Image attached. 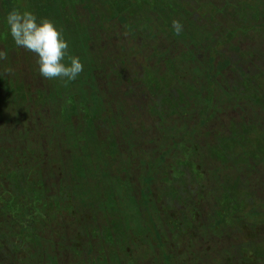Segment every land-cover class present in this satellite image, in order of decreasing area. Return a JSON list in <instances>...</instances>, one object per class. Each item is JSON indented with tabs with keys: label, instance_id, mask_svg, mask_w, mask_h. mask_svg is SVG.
<instances>
[{
	"label": "crops",
	"instance_id": "1",
	"mask_svg": "<svg viewBox=\"0 0 264 264\" xmlns=\"http://www.w3.org/2000/svg\"><path fill=\"white\" fill-rule=\"evenodd\" d=\"M24 1L29 3V0ZM24 1L0 0V6L4 9L0 18V32H3L2 24L6 25L5 15L9 11L21 9L20 6L27 9L26 5H21ZM168 1L159 3L160 7L156 9L157 0H151L150 5L157 14L150 18L159 19L165 27V33L169 26L175 33L173 21L178 20L171 17V13L167 14L165 8ZM104 4L103 0H91L90 3L84 0L82 4H73L67 18L72 16L70 26L57 24L60 20L46 12L42 15V18L51 20L63 30L69 43V54L80 57L84 65V71L75 81L62 80L64 86H61V90L57 88V79L39 77V71L32 70L31 74L38 80L41 78L44 89H50L51 86L57 91V96L44 99L50 101L49 104H62L65 103L63 100H70L66 104L86 107L84 111L75 110L70 116L71 123H68L70 139L78 136L81 139L86 137L83 133H89L87 141H73L72 144L78 143L75 146L85 143L93 153L99 148L105 150L107 146L117 150L125 146L128 152L130 145L134 147V152L138 153L140 148L144 153L142 165L137 166V170L148 171L153 167L155 170L165 169L168 174L163 176L173 186L172 195H183L194 203L193 206L189 205L194 210L190 222L185 213L187 208L182 210L175 203L163 205L162 201L159 207L166 211L169 226L174 222L182 226L180 232L189 235L195 231L205 240L190 241L189 250L202 245L212 250L211 241L207 240L208 224L215 227L216 232L223 221V226L232 224L244 229V233L240 234L241 238L237 241L235 237L239 234L229 242L225 241L224 246L221 235H217L219 239L213 245L218 248L214 250L217 251L215 256L220 264H264V238L258 236L260 230L264 231V152L261 148L264 147V72L260 77L257 76L264 68V19L260 20L259 11L252 7L243 32L235 34L231 40L225 38L220 41L217 37L210 38L206 33L194 30L197 40L192 43L185 37V30L188 29V24H185L180 34H176L179 38L173 40V51L166 38L160 39L155 45L159 46L156 50L162 56L154 51V47H150L152 57L149 56L148 45L145 46L142 41L143 36L153 41V36L147 32L150 29L142 33L140 27L143 18H111L108 3ZM57 9L62 14V9ZM235 23L238 24L237 18ZM208 45L214 50L215 47L216 50H222L226 58L230 59V67L226 71L229 65L218 70L223 58H216L215 79L218 86L206 82L209 80L205 73L210 56L205 51ZM129 49L138 51L137 57L141 60L129 59L124 54ZM226 50L233 56L226 54ZM28 55L38 58L29 51ZM189 56L197 60L193 68L186 65ZM205 56L207 59L203 65L202 57ZM41 83L34 80L33 86H29L39 92ZM68 87L73 92L71 99L65 97ZM82 89L87 91L85 97H81L79 92ZM208 90L210 93H207ZM136 101L143 103L139 110L134 108L136 113L123 106L128 103L133 105ZM81 130L83 133H80ZM228 140L236 141L237 148L224 149L225 141ZM253 144L261 146L259 153L240 151ZM221 147L224 154L217 155L215 152ZM159 158L163 159L162 163H159ZM136 161H132L134 168ZM233 162L238 163L240 170L246 171L249 176L241 174L236 178ZM252 162L262 167L250 173L248 167ZM177 170L183 171L184 178L174 177ZM159 176L155 175L156 181ZM142 177H136L135 170L130 183L143 185L148 177ZM254 179L260 180L256 182ZM141 194L142 191H139V197ZM152 198L157 201L155 195ZM176 211L180 215H175ZM176 228L172 231L175 232ZM228 250H234L236 257L233 258L234 254Z\"/></svg>",
	"mask_w": 264,
	"mask_h": 264
},
{
	"label": "trees",
	"instance_id": "2",
	"mask_svg": "<svg viewBox=\"0 0 264 264\" xmlns=\"http://www.w3.org/2000/svg\"><path fill=\"white\" fill-rule=\"evenodd\" d=\"M81 1L84 2V0H54V6L58 5L56 8L60 7L62 14L55 8V14L51 16L60 20L57 24L70 26L69 20L72 16L67 19L68 12L73 9V4H80ZM85 1L90 3L91 0ZM103 1L104 5L108 3L109 12L113 17L123 16L126 20L129 17H140L134 8L136 0ZM147 1L151 2V0ZM166 1L168 0H157L160 4ZM68 3L72 6H67ZM167 3L165 8L168 10L167 14L171 13L170 16L177 19L182 27L188 24V28L191 27L200 33L202 31L210 38L217 37L220 41L225 38L231 40L235 34L243 32L252 7L259 11L260 20L264 19V0H252L250 3L249 0H180L176 2L170 0ZM45 10L48 13V7H45ZM236 18L238 24L235 23ZM2 42L3 40L0 43ZM206 48V53L214 55L215 59L218 56L223 58V61L218 64V70H223L230 65V59L226 58L222 50H216V47L214 50L211 45ZM14 49L20 48L15 46L13 40L8 41L7 47L3 43L0 45V51L6 52V58L0 59V216L3 217V220H0V264H76L83 250L87 256L94 255L92 249L94 237L102 240L103 244L110 243V246L117 247L118 250H127L128 247L126 248L125 245L137 240L133 234L134 226L139 225L136 216L143 217L144 213L147 214L153 219L150 221L152 226L161 220L158 214V218L154 219L153 212L164 198L172 195V192L166 194L163 190V196H157L149 184L150 180L152 185L157 183L155 175L161 174L160 172L164 175L168 173L165 170H159L152 178L149 171L154 169L153 167L147 171L149 180L147 178L143 185L134 186L130 183V175L126 170H133V168H126L127 164L120 166L110 162L101 152L91 153L85 145L84 151L94 156L96 154V164L102 165L98 176L108 179V189L115 184L117 191L100 200L86 198L87 202L82 201L78 196V201L84 204L80 202V207L73 206L70 203L71 197L67 198L65 191L69 185L75 184L72 176L74 170L70 169L66 156L71 149L68 147L70 137L69 133H57V130H68L71 114L75 110H86V107L66 103L49 104L50 101L44 98L57 96V91L53 90L49 84L47 85L50 89H41L37 96H33L35 90L26 84L25 79L24 82L22 81L24 73L31 64L30 58L27 59L26 54H11ZM23 50L26 52L25 49ZM37 60L38 58L34 60V70L38 72ZM67 89L65 97L71 99L73 92L69 90V87ZM65 97L61 96L62 99ZM33 98L37 99V103L31 101ZM43 106L47 109L50 107L57 112V115L64 111L61 124H47L43 119ZM38 112L42 114L41 119L35 115ZM29 121H31L30 125ZM52 126L54 131H48ZM83 135L88 137L89 133H83ZM71 145L75 146L72 143ZM128 146L130 151L123 156L131 157L129 160L132 163L136 160L132 158L135 156L134 147ZM141 155H144L142 151ZM57 159L62 162V168L57 165L55 170ZM102 162L106 163V166ZM89 163L94 167L93 161ZM131 163L130 165L133 166ZM77 164L80 167L76 168L77 174H75L85 179L84 172L89 166L88 162L83 159ZM140 170L142 169L137 170V176L140 174L145 179V175ZM114 178L117 183L114 182ZM55 180L59 181L57 186L56 182H51ZM126 186L130 187V191H135L136 195H130L127 192L121 195ZM168 186L173 187L169 184ZM139 191H142L140 197ZM153 195L157 197V201L152 198ZM95 202H99L101 207L95 208ZM93 209L99 210L96 215ZM99 218L104 219V224L98 223ZM142 224L148 227L145 223ZM130 235H133V239L130 238L128 242L127 238ZM102 243L100 246H104ZM94 257L98 259L100 256ZM178 264L182 263L178 262Z\"/></svg>",
	"mask_w": 264,
	"mask_h": 264
},
{
	"label": "rangeland",
	"instance_id": "3",
	"mask_svg": "<svg viewBox=\"0 0 264 264\" xmlns=\"http://www.w3.org/2000/svg\"><path fill=\"white\" fill-rule=\"evenodd\" d=\"M24 1V0H23ZM39 2H37L36 0H29V3L26 4V2L24 1V3H21V5H26L27 6V9L25 10H30L32 12H34L38 17L42 18V15L46 12L45 10V7H48V14H55L54 10H55V6H54V0H38ZM173 2H176V0ZM84 3L83 1H81V4ZM160 2H157V8H159V4ZM85 5V4H84ZM155 5V3H154ZM67 6H71L69 3ZM89 9L91 8V6L89 5L88 6ZM21 9H18L16 8L15 10H20V11H23L24 8L22 6H20ZM135 11H137L138 13V16H140V18H143V24L142 26L140 27L141 30H142V33H145L147 29H150L149 31V34L148 35H152L153 36V41H149L150 39L149 38H146L145 36H143L142 38V41L144 43V45H148L147 47H154V51L157 52V53H160V51H157L156 50V47L159 49V46L158 45H155V43L158 44V41L160 39H165L167 42V44H170L169 47L171 48L170 50L173 51V40L176 38L178 39L179 36L176 35V34H180L177 33L175 31L172 32L170 28V26L168 27V32L165 33V27L162 25V23L159 21V19L157 18H154V19H151L150 16L153 17V14H157L156 12V9H154L151 5H150V2H148L147 0H136L135 1ZM4 9H2V7L0 6V18L2 16V13H3ZM7 11L5 10V13ZM81 13H85L84 11H80ZM86 14V13H85ZM7 15H5L6 17ZM111 17H113L112 14H110ZM165 24V23H163ZM0 26H1V23H0ZM167 28V27H166ZM2 31L3 32H0V39L3 40V45L4 46H8V41H9V38L11 37L9 32H8V28L6 27V25L3 23L2 24V27H1ZM185 37L187 39H189L190 43L194 42L197 40V33L192 30L191 28L189 29H186L185 30ZM170 33V34H169ZM147 35V36H148ZM1 42V41H0ZM2 43H0V45H2ZM202 47V46H201ZM205 50V48H204ZM5 52V51H4ZM26 52L28 53V51L26 50ZM22 48L20 49H14V51H11V54H26L29 58H30V66L27 68V73H24V77L22 79V81L24 82V79L25 81L27 80L26 84L28 85H32L33 86V83H34V80L35 81H38V83H41V78L38 80V78L31 74L32 70H34L35 68V58L29 56L27 53H26ZM226 54L228 55H231V52L229 50H226L225 52ZM123 54V53H122ZM124 54H126L128 56L129 59L131 60H136V61H140L141 58L137 57L138 55V51H132V49H129L128 51H126V53L124 52ZM36 55V54H35ZM152 55L153 57V54L151 52V49H150V52H149V56ZM161 55V53H160ZM190 55V54H189ZM162 56V55H161ZM190 57V56H189ZM207 59V56L205 57H202V60H203V65H204V61H206ZM160 60V59H159ZM141 63L144 64V62L141 61ZM196 63H197V60L190 57V59L188 60V62H186V65L187 67H190V68H193L196 66ZM167 64V63H166ZM216 59L214 57V55H210L207 59V67H206V71L205 73L207 74V79H209L208 81H206L207 83H215L217 86V82H216V79H215V75H216ZM212 66V67H211ZM36 67H37V64H36ZM230 65L225 69L226 71L229 69ZM19 69V68H18ZM20 70V69H19ZM224 70V71H225ZM37 71V70H35ZM264 72V68H262V70L260 71V74H258L257 76L260 77V75H262ZM5 76V75H4ZM3 77V75L1 76ZM224 79V78H222ZM220 79H218L219 81ZM226 81H228L227 79H224ZM262 80V79H261ZM31 82V83H30ZM11 84V82H10ZM35 85H37V83L35 82ZM64 86V84H62V80H59L57 79V88L61 90V86ZM40 88L43 90V84L41 83L40 85ZM41 91V90H39ZM81 93V97H85L87 95V91L85 89H82L81 91H79ZM207 93H210V90L207 91ZM33 96H37L38 95V92L35 90L32 94ZM77 99H80L82 100L79 96H76ZM33 100V102L37 103V99L36 98H33L31 99V101ZM68 101L70 100H63V102L67 103ZM129 104V103H128ZM128 104H125L123 105L127 110H130L132 113H136L134 111V108L139 110L140 108V105H142L143 103H140L139 101H136L135 104L133 105H128ZM44 108L42 109L43 110V119H45L46 123L47 124H56V125H59L61 124V119H63V115L62 113L64 112H61L60 114L57 115V112L56 111H53V109H51L50 107H47L46 106H43ZM6 108V107H5ZM12 110H14L12 107H11ZM25 109H27V106L25 104ZM41 109V108H40ZM84 111V109H83ZM37 116L38 119H41L42 117V114L40 112L36 113L35 114ZM55 115V117H54ZM229 117V116H228ZM54 118H56L57 120H55ZM234 118V117H233ZM233 118H230V119H233ZM229 120V118L227 119ZM42 121V120H41ZM54 122V123H53ZM223 124H225L226 122H222ZM31 124V121H29V125ZM116 125L118 124L117 121L115 123ZM125 125H127L125 123ZM128 125L132 126V124L130 122H128ZM48 131H54V126H52ZM80 133H83V131L81 130ZM92 135V134H90ZM88 137H84V139L82 141H87ZM57 141V140H56ZM71 143H74L72 140H69ZM69 142V149H70V153L66 154L67 158H68V162H69V167L70 169L73 168L74 170V174H72L73 176V180L75 182V184H71L69 185V187H67V189H65L66 191V197L68 198V196L71 197V201L70 203L75 206V207H80L81 204H84L82 201L84 202H87L86 201V198L87 199H94V200H100V197L96 196L95 194L96 193H100L102 194L103 192L100 191L101 189V186L100 185H92L93 183V180L94 179H98L99 180V183H101L100 179L102 177H99L98 174L100 173V171L102 170V165L100 163H97V158L95 156H97L95 154L92 155L90 153H87L85 150V143H80V145L78 146V148H76L75 146L73 147L71 145V143ZM102 144V143H101ZM75 145V144H74ZM102 146L104 147V145L102 144ZM123 151L126 150L125 146L121 148ZM97 151V149H96ZM95 151V152H96ZM66 152V151H65ZM64 152V153H65ZM262 155L264 156V154L262 153ZM85 160L88 162L89 166L86 168L85 172L86 173V178L85 179H81L77 174V171H76V168L77 167H80L77 162L80 161V160ZM162 160L163 159H158L159 163H162ZM94 162V167L89 163V162ZM128 163V162H127ZM126 162L124 163V166L127 164ZM102 164H104V162H102ZM57 165L58 167H61L62 168V162H60V160L57 159V162H56V165L54 167L55 170H57ZM106 166V163L104 164ZM133 165V163H132ZM236 165V166H235ZM128 166V167H127ZM126 168H133L132 169H126L127 170V174L130 175V177L134 176L135 175V170L138 166V161H136L135 163V168L134 166H131L130 164L127 165ZM233 166H234V172H235V177L237 178L239 175L243 174L245 176H249V174L246 172V171H243V170H240V166L238 165V163H235L233 162ZM262 166L260 164H257L255 162H252V164L248 167V170L250 171V173H252L253 169H260ZM67 169V166L65 167ZM135 169V170H134ZM107 170V169H106ZM160 169L157 168V170L155 169H152L151 171H149L151 173V177L153 178L154 177V173H158ZM165 170V169H163ZM69 171V170H68ZM142 174H144L145 176H147V169H145V171L142 169L140 170ZM60 172V170H59ZM117 172V171H116ZM115 172V173H116ZM76 173V174H75ZM161 174H159L160 176L157 177V183H155L154 185V188H153V185H152V181L150 180V186L152 190H154V192H156L155 195L157 196H163V190L165 191V193L167 194H170L172 188H169L170 186H168L166 180H165V176L163 172H160ZM163 173V174H162ZM192 174V173H191ZM124 176V172L122 174ZM138 173H137V170H136V177H137ZM194 175V172L193 174ZM161 177V178H160ZM174 177H177L179 179H182L184 178V173L182 170H177L175 172V175ZM188 177V176H187ZM150 177H148L147 180H149ZM160 178V179H159ZM57 179V178H56ZM256 180V182H258L260 179H254V181ZM264 180V177L263 179ZM51 182H56V186L57 184L59 183V181L57 182V180L55 181H51ZM106 183H104L105 185ZM250 184L253 185L252 181H250ZM132 185L136 186L137 183H133ZM142 186H140L141 188ZM190 187V186H189ZM77 188V189H76ZM116 186L115 184L111 185V188L110 189H105L104 191V194H103V197L105 198L106 196L110 195L111 193L113 192H116L117 190H115ZM57 189V188H56ZM90 189V190H89ZM92 191V192H91ZM124 192H127L129 193L130 195H136L135 191H130V187L129 186H126L124 188V191L122 192L121 195H123ZM86 195H89L91 197H88ZM78 196L79 199H81L82 201H78ZM163 205L166 204V201H165V198H164V201L162 202ZM101 207L99 202H95V208H99ZM99 210H96L94 211L93 209V212L94 214L96 215L98 213ZM193 212L194 210H192L189 206L186 210V215H187V218L188 220L191 222V217H193ZM180 212H175V215H180L179 214ZM131 218H134L132 216H130ZM162 217V215H160V218ZM167 217V215H166ZM249 218V217H248ZM143 219H144V222L146 225L148 226H151L150 224V218L147 214H143ZM174 219V218H173ZM264 219V218H262ZM0 220H3V217L2 215L0 216ZM176 220V219H174ZM218 222H221V221H218ZM98 223L99 224H104V219L103 218H99L98 220ZM214 225V223H213ZM180 228H182V226H177V230L175 232H173L171 235H165L164 237L161 236V234H159V229H152V245L151 246H148V245H142L143 242H141V245H139V240H133L129 245H125V247L128 249L127 250H118L117 247H114V246H110V243L108 244H103L102 243V240L98 239L97 237H94V240L92 242L93 247V251H94V255L93 256H87L86 255V252L83 250L79 257H78V261L76 262V264H93L92 261L94 262H98L97 264H178L179 263H182V264H220L221 262L218 260V258L215 256V250L214 249H218V248H214V245L213 243L215 241H217V239H219V237L217 236L218 234H220V240H221V243L225 244V241L229 242L230 239L233 237H235L236 234H239L238 237L236 236L235 237V240L237 241L238 239L241 238L240 234L244 233V229H239L235 226H233L232 224H226L223 226V221H222V225L221 227L218 229V231L215 232L214 228L208 224V230H209V234L207 235V240L211 241V248H213L212 250H209V249H206L203 247V245L201 247H198V248H195L193 250H189V248L191 247V243L190 241L192 242H200V241H205L203 239V237L196 233L195 231H191V233L188 235H186V232H180ZM260 229V227H259ZM158 230V231H157ZM164 230V229H163ZM162 231V229H161ZM164 234V233H163ZM129 235V234H128ZM246 236V234H245ZM258 236L260 237H263V234H259ZM133 239V235H130L128 236V242H130L129 240ZM264 238V237H263ZM164 239V240H163ZM145 240V239H144ZM162 241V245H160L158 243V241ZM170 241H174L173 243H171ZM100 243H102L104 246H100ZM222 246V247H223ZM27 249V248H26ZM229 253H233L234 257L235 256V253H234V250H228ZM95 255H99L100 257L98 259H96L94 256ZM107 257V259H106ZM174 257V260L172 261L171 258ZM168 258V260H167ZM101 259H105L107 261L103 262ZM169 261V262H168Z\"/></svg>",
	"mask_w": 264,
	"mask_h": 264
},
{
	"label": "clouds",
	"instance_id": "4",
	"mask_svg": "<svg viewBox=\"0 0 264 264\" xmlns=\"http://www.w3.org/2000/svg\"><path fill=\"white\" fill-rule=\"evenodd\" d=\"M5 23L15 46L36 54L42 78L75 81L84 71L80 57L69 54V43L51 20L30 10H13L7 14ZM173 28L177 33L182 31L179 21H173ZM4 58L6 52L0 51V59Z\"/></svg>",
	"mask_w": 264,
	"mask_h": 264
},
{
	"label": "flooded vegetation",
	"instance_id": "5",
	"mask_svg": "<svg viewBox=\"0 0 264 264\" xmlns=\"http://www.w3.org/2000/svg\"><path fill=\"white\" fill-rule=\"evenodd\" d=\"M1 40L2 39H0V41ZM9 40L11 41L12 38H9ZM251 111H253V108H251ZM57 133H69V130H57ZM127 133H133V131H128ZM71 138L72 139H69V140H72L74 142H78V140H80V136H78L77 138H74V137H71ZM129 138H130V136H129ZM225 143H226V145L224 146V149H231V150H233V149L237 148L236 141L228 140V141H225ZM259 147H261V146H257L256 144H253V145H249L247 148L241 149L240 151H242V152L256 151V152L259 153ZM261 148H262V152H264V147H261ZM97 151L103 152V154L105 155V157H107V159L110 162H113V163L118 164L120 166H123L125 162L126 163L128 162L127 165H129L131 163V160H129V158H131V157H125V156H123V155L126 154V151H123L121 148L117 150L113 146L111 148L109 146H107V147H105V150H102V149L99 148ZM134 153H135V156H132V158H136V160L138 161V166L139 165L141 166L142 165L141 164V161H142V158H143L142 155H141V150H139L138 153H136V152H134ZM215 153L217 155H223L224 153L222 151V147L220 148L219 151H216ZM126 159H127V161H126ZM143 161H144V159H143ZM137 173H138V171H137ZM139 176H141V175L139 174ZM113 180H114L115 183H117L115 181V178ZM100 181H101V183H99V180L98 179H94L92 185H100L101 186L100 191L103 192V193L102 194L96 193L95 195L98 196V197H100V198H102L105 189L106 188L107 189L109 188V182H108V179L107 178H103V177L100 179ZM104 183H106V184L104 185ZM178 186H179V183H178ZM153 188H154V185H153ZM166 198H167L166 204H168V205H170L171 203L178 204L179 207L182 210H185V208H188L189 205H191V206L194 205V203L189 202V200L187 198H185V196L180 195V194H178V196L171 195L170 197H166ZM187 204H188V206H187ZM157 214L159 216L160 215H163L161 217V220L157 221L156 224H154V226L151 225V226H148V227L147 226H143L142 223H145V222H144V219H143L142 216H138V217L136 216V219L139 222V225L138 226H134V228H133V234L135 235V238H137V240H139V243H138L139 245H141V242H143L142 245H148V246H151L152 245V242H154L151 239L152 238L151 234H152V229L153 228L154 229H159V231H160L159 234H161L162 237H164L165 235H168V236L171 235L173 233L172 230L174 228H176L177 224H175L174 222H171V225L169 226L168 221H167V218H166V211L164 209H162L161 207H159V205H158L157 208H155V210L153 212V218L154 219H157L158 218V215ZM150 220L153 221V219L151 217H150ZM140 221H141V223H140ZM175 222H177V221L175 220ZM180 222H182V221L180 220ZM161 229H162V231H161ZM260 231L261 232L259 234H263V237H264V231L263 230H260ZM158 243L160 245H162L163 242L162 241H159ZM215 252H217V251L215 250ZM167 260H168V258H167ZM173 260L174 259H172V261Z\"/></svg>",
	"mask_w": 264,
	"mask_h": 264
}]
</instances>
